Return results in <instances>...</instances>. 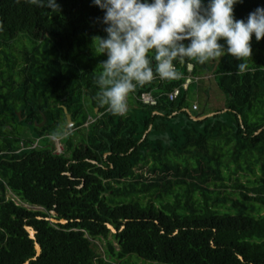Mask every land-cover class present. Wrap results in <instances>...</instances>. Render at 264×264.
<instances>
[{
  "label": "trees",
  "instance_id": "trees-1",
  "mask_svg": "<svg viewBox=\"0 0 264 264\" xmlns=\"http://www.w3.org/2000/svg\"><path fill=\"white\" fill-rule=\"evenodd\" d=\"M56 3L58 12L46 0H0V264H114L129 253L151 264H264V38L252 36L243 74L226 49L209 60L221 107H191L202 75L184 58L173 61L179 79L138 86L117 116L95 99L107 55L91 43L106 38L104 11L92 0ZM257 8L264 0H239L234 18L247 22ZM187 61L198 78L169 100ZM142 90L155 104L136 98ZM62 107L72 131L55 151ZM41 113V125L26 123Z\"/></svg>",
  "mask_w": 264,
  "mask_h": 264
},
{
  "label": "clouds",
  "instance_id": "clouds-1",
  "mask_svg": "<svg viewBox=\"0 0 264 264\" xmlns=\"http://www.w3.org/2000/svg\"><path fill=\"white\" fill-rule=\"evenodd\" d=\"M45 6V0H27ZM104 11L102 23L106 38L94 36L91 48L96 56L107 55L97 84L95 99L113 115L128 112V97L138 86L150 84L156 76L176 80L180 73L173 61L184 58L204 64L229 55L241 63L240 73L249 70L252 36L264 38V8L250 13L247 22L234 18L233 7L239 0H92ZM46 6L59 11L56 0ZM225 41L222 45L220 41ZM188 43H185V42ZM154 51L150 58L149 53ZM156 62L155 71L152 61ZM67 130L53 133V138L68 135Z\"/></svg>",
  "mask_w": 264,
  "mask_h": 264
},
{
  "label": "rangeland",
  "instance_id": "rangeland-1",
  "mask_svg": "<svg viewBox=\"0 0 264 264\" xmlns=\"http://www.w3.org/2000/svg\"><path fill=\"white\" fill-rule=\"evenodd\" d=\"M24 42V41H23ZM256 49L252 50L255 52ZM253 58V57H252ZM200 64V63H199ZM209 67V61L205 62L204 65L200 64V74L201 79H199V89L198 94L194 97V101L198 103L199 105H204L206 109H214L217 107H221L224 103V93L217 87V85L214 82V79L211 74H205L206 68ZM209 73V72H208ZM193 97V96H192ZM23 132L28 133L30 130V127L23 123L22 127ZM21 131V130H20ZM52 138V136H51ZM54 140L55 144V151H60L61 146L57 139L52 138ZM7 195H10L15 201L17 200L14 195H12L10 192L7 191ZM264 211V206L261 208V212ZM94 241L99 245L100 248H103L104 239L103 238H95ZM113 244L116 246V242L113 240ZM114 264H151L150 262L143 260L142 258L137 257L133 253H129L122 257L119 260H114ZM153 264H159V263H153Z\"/></svg>",
  "mask_w": 264,
  "mask_h": 264
},
{
  "label": "built area",
  "instance_id": "built-area-1",
  "mask_svg": "<svg viewBox=\"0 0 264 264\" xmlns=\"http://www.w3.org/2000/svg\"><path fill=\"white\" fill-rule=\"evenodd\" d=\"M191 69H192V63L190 61L185 62V71L186 72L183 74L182 80L178 84L173 85L169 90L164 92L169 100L174 99L177 96V94L180 92L181 89L187 88V86L191 82H195L197 80L198 76L197 75H193L191 73ZM156 77L158 79H160L158 76H156ZM136 98L143 104L152 105V104H155V102H156V96L151 92V90H142V91H140L136 95ZM191 107L192 108L196 107V102L195 101H193L191 103ZM89 120H91V117L89 115H87L86 122L89 121ZM55 139H57V138H55Z\"/></svg>",
  "mask_w": 264,
  "mask_h": 264
},
{
  "label": "water",
  "instance_id": "water-1",
  "mask_svg": "<svg viewBox=\"0 0 264 264\" xmlns=\"http://www.w3.org/2000/svg\"><path fill=\"white\" fill-rule=\"evenodd\" d=\"M63 110L65 111L66 123H65L64 128L66 129L68 126H70L73 123V121L70 119L69 113L66 112V109L64 107H63ZM15 112H16L17 117L19 118V111L17 110ZM213 112L214 111H209V112H205L203 114H200L198 116H192V117L193 118H203V117H205L207 115L212 114ZM44 120H45V116L43 115V113H41V120L39 122H37L36 124L37 125H40V124H42L44 122ZM35 207H38V206H35ZM50 212H51L52 216H49L48 217L49 220H51V221L65 222V219L64 218L56 219V218L53 217V215L55 213L54 210H50ZM106 225L111 230H114V228L109 223H106ZM24 227L27 230L28 236L33 239V246H34V250L35 251H34V255L31 256V258H34L38 254L40 247H39L38 242L34 239V229L30 225H27V224H25ZM28 260L29 259L27 258V259L23 260L20 264H27Z\"/></svg>",
  "mask_w": 264,
  "mask_h": 264
},
{
  "label": "flooded vegetation",
  "instance_id": "flooded-vegetation-1",
  "mask_svg": "<svg viewBox=\"0 0 264 264\" xmlns=\"http://www.w3.org/2000/svg\"><path fill=\"white\" fill-rule=\"evenodd\" d=\"M63 108V107H62ZM65 108V107H64ZM63 112H64V114H65V111L63 110ZM67 112V111H66ZM68 113V112H67ZM69 116H70V114H69ZM66 119V118H65ZM92 119V118H91ZM40 121V120H39ZM39 121H35V120H30L29 118H26V123H28V124H30V123H32V124H36L37 122H39ZM73 121V120H72ZM65 123H66V121L63 123V126H62V130H67L68 129V127L65 129L64 128V126H65ZM37 125V124H36ZM41 125V124H40ZM72 125V124H71ZM70 125V126H71ZM39 126V125H38Z\"/></svg>",
  "mask_w": 264,
  "mask_h": 264
}]
</instances>
